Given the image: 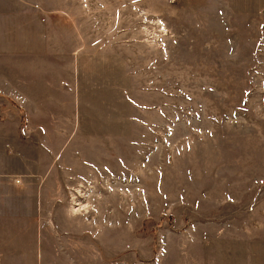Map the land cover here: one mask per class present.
Returning a JSON list of instances; mask_svg holds the SVG:
<instances>
[{"label":"rangeland","instance_id":"374dc122","mask_svg":"<svg viewBox=\"0 0 264 264\" xmlns=\"http://www.w3.org/2000/svg\"><path fill=\"white\" fill-rule=\"evenodd\" d=\"M2 202L0 264H264V0H0Z\"/></svg>","mask_w":264,"mask_h":264},{"label":"bare ground","instance_id":"6f19581e","mask_svg":"<svg viewBox=\"0 0 264 264\" xmlns=\"http://www.w3.org/2000/svg\"><path fill=\"white\" fill-rule=\"evenodd\" d=\"M80 191H78L79 193ZM81 193V192H80ZM74 202L75 203V206H78L79 208L78 209H75V212L78 213V212H81V211H86V207H83L77 200L76 198H74Z\"/></svg>","mask_w":264,"mask_h":264},{"label":"crops","instance_id":"0c3cea01","mask_svg":"<svg viewBox=\"0 0 264 264\" xmlns=\"http://www.w3.org/2000/svg\"><path fill=\"white\" fill-rule=\"evenodd\" d=\"M4 205V203L2 202V203H0V208L2 207ZM75 206V205H74ZM78 209V208H77ZM72 210H73V213H75L76 214V212H75V209L74 208H72ZM1 249H3L2 247L0 248V250Z\"/></svg>","mask_w":264,"mask_h":264}]
</instances>
